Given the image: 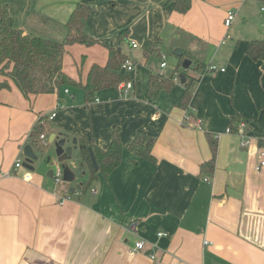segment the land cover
Returning <instances> with one entry per match:
<instances>
[{
    "label": "crops",
    "instance_id": "crops-1",
    "mask_svg": "<svg viewBox=\"0 0 264 264\" xmlns=\"http://www.w3.org/2000/svg\"><path fill=\"white\" fill-rule=\"evenodd\" d=\"M252 1L192 0L181 14L167 0H0L24 33L56 41L65 36L76 3L90 7L84 31L98 43L68 45L63 57V71L74 80L84 82L92 64L104 65L107 47L134 62L131 71L120 69L128 77L121 83L132 81L131 90H120L121 83L102 89L88 106L81 89L69 86L28 98L11 81L0 90V264H264V164L255 168L264 162V63L246 52L264 32L247 28L243 6ZM228 10L235 18L226 27ZM156 39L160 56L145 57L144 41ZM175 48L183 49L193 70L179 56L168 70L167 63L160 66L164 50ZM69 49L79 54L78 63ZM195 61L217 68L206 73ZM174 72L169 91L146 97L151 74ZM179 74L193 80L188 124L177 105L184 92ZM233 115L250 118L247 128L242 122L230 132ZM40 116L44 139L61 132L100 148L118 127L120 164L59 203L63 192L46 178L45 163L33 171L14 166ZM205 132L217 137L211 175L200 171L210 157ZM136 134L154 138V162L128 150ZM243 134L250 138L245 147ZM138 239L146 246L132 252Z\"/></svg>",
    "mask_w": 264,
    "mask_h": 264
},
{
    "label": "trees",
    "instance_id": "trees-1",
    "mask_svg": "<svg viewBox=\"0 0 264 264\" xmlns=\"http://www.w3.org/2000/svg\"><path fill=\"white\" fill-rule=\"evenodd\" d=\"M171 3L174 11L185 13L189 10L192 0H167ZM90 7L82 2H77L65 23L66 33L61 40H51L24 33L14 24L7 6L0 7V90L10 88L11 81L24 97L40 94L55 93L62 87H74L81 89L85 106L92 103L98 91L118 87L119 83L128 79L127 75L121 74L120 69L125 62V55L118 49L107 47L108 55L104 65L92 64L87 72L84 82L69 77L63 71V57L66 47L72 44L91 46L98 40L84 31V24L89 16ZM128 29L122 30L120 36L127 34ZM123 39V38H122ZM145 57L160 56L161 39L154 41L145 40L142 45ZM246 52L248 56L264 63V38L253 39L249 42ZM184 52L179 59L183 63ZM195 69L203 70L204 64L199 61L192 62ZM178 64V66L180 65ZM190 67V66H189ZM176 73L164 76L161 73L151 74L147 81L146 97L155 99L161 91H169L173 84ZM193 80L184 82V92L178 100V107L184 109L187 115L189 111V100L192 94ZM44 118L40 116L38 125L29 133L32 146H37V139L43 133V127L39 122ZM250 118L241 115H233L229 122L228 130L232 133L239 131V124L244 127ZM210 148V157L200 164V171L212 174L215 165L217 151V137L215 134L205 132ZM154 138L136 134L128 145V150L135 158H142L154 162L152 154ZM79 162L86 166L89 171L88 179L83 182L80 191L85 192L98 174L106 177L122 160L123 144L120 139L118 127H115L109 145L100 148L85 140L79 139ZM94 155L96 168L91 161L90 150ZM136 161V160H135Z\"/></svg>",
    "mask_w": 264,
    "mask_h": 264
},
{
    "label": "water",
    "instance_id": "water-1",
    "mask_svg": "<svg viewBox=\"0 0 264 264\" xmlns=\"http://www.w3.org/2000/svg\"><path fill=\"white\" fill-rule=\"evenodd\" d=\"M172 54L174 56H181L183 54L182 48H175L172 51ZM191 64L190 59H186L183 61L182 66L184 68H188ZM264 68V66H263ZM180 82L183 83L185 81V75L179 74ZM38 148L35 149L31 143H27L22 148V167L28 169V170H35L36 164L43 162L48 166V170L46 172V178H52L53 176V167L54 165L59 164L63 171V180L66 183L74 182L76 179V176H79L83 173L82 166L71 169L67 164L66 161L70 160L72 155V150L77 148L79 151V145L77 142V138H70L69 134L67 133H52L48 136L47 143L52 144L54 146V154L55 158L52 160L50 156L45 155L44 153V147L45 143ZM90 150V149H89ZM79 156V155H78ZM90 156L91 161L94 165V168H96V162L94 155L92 154V151L90 150ZM37 161V162H36ZM36 162V163H35ZM84 181L78 183L75 186L69 187V192L73 193L76 189H79Z\"/></svg>",
    "mask_w": 264,
    "mask_h": 264
},
{
    "label": "built area",
    "instance_id": "built-area-1",
    "mask_svg": "<svg viewBox=\"0 0 264 264\" xmlns=\"http://www.w3.org/2000/svg\"><path fill=\"white\" fill-rule=\"evenodd\" d=\"M261 10H264V7L261 8ZM235 18V11L233 10H228L227 13H226V16L224 18V25L226 27L230 26V24L232 23V21L234 20ZM131 45L133 47H137L138 44L135 43V42H131ZM164 55L162 54L161 55V58L163 59L162 62L160 63V66L161 67H165L166 66V62L164 60ZM123 69H125L126 71H131L134 67V62L132 61H129V60H125V62L122 64L121 66ZM216 66L215 65H209L205 68V72H211V71H214L216 70ZM221 70L223 71L224 68H221ZM132 81H127V82H124V83H121L119 85V89L122 90L123 92H126V91H129L131 90L132 88ZM68 90L66 89L65 92H67ZM55 115V113H52L49 118H52L53 116ZM184 124H188L189 123V115L186 114L185 112V116H184V120H183ZM197 123L199 124L200 122L197 121ZM242 126H244L243 124H241ZM39 140L40 141H44V134H40L39 136ZM250 142V138L243 134L242 135V139L240 141V146L242 147H245L249 144ZM264 164L263 161H260L257 166L255 167L257 170ZM14 166L16 168L18 167H22V158L20 159H17L15 162H14ZM27 178L29 177L28 175L26 176ZM207 179V178H206ZM52 180L54 181L55 185L59 188H63L64 187V184L66 183L64 180H63V171H62V168L59 164L57 165H54L53 167V176H52ZM62 195L59 197V200L58 202L59 203H63L65 200L69 199L70 198V192L68 191V189L66 191H62ZM130 230H135L134 226L131 224L130 225ZM157 236L159 237H162V236H168V233L166 232H158L157 233ZM208 242L205 241L204 244H207ZM146 246V241L144 239H138L134 242V245H133V248H132V252H140L142 251ZM150 258H154L153 255H149ZM172 264H177V262H173Z\"/></svg>",
    "mask_w": 264,
    "mask_h": 264
},
{
    "label": "rangeland",
    "instance_id": "rangeland-1",
    "mask_svg": "<svg viewBox=\"0 0 264 264\" xmlns=\"http://www.w3.org/2000/svg\"><path fill=\"white\" fill-rule=\"evenodd\" d=\"M260 6L264 7V0L246 2V3H244V6H243L244 9H246L247 13H248V16L246 18L247 28H251L253 30V33H257V31H256L257 29L262 31V33L264 32V11L260 12V10H259ZM164 55H165V57H164L165 62L168 64V68L166 70H168L170 68V62L169 61L176 59V56H174L172 54V50H169V49L164 50ZM68 56H69V58H73L78 63L79 54L77 53V51H72L69 49ZM96 57H97V59H99V57H100L99 52H96ZM186 59H188V58H185L184 60H186ZM157 61H158V59H157ZM72 67L75 69L74 64H72ZM190 70H193V65L190 67ZM3 79H4V77L2 75H0V80H3ZM78 99H79V92L76 91L75 97H74V100H75L74 102H76ZM47 124L50 125L49 121L47 122ZM47 140H48V138L44 139V143L46 144L44 147V153H45V155L50 156V158L53 160L55 158L54 146L52 144L47 143ZM66 164L73 170L80 167L77 148L72 150L71 158H70V160L66 161ZM56 165H57V163H56ZM82 170H83V173L79 176H76V179L74 182L65 183L64 187L63 188L59 187V189L61 191H66L68 189V191H69V187L75 186L78 183L84 181V179H86V177H87V171L88 170L86 169V167H82ZM77 190H79V189H76L75 192ZM72 194H75V193L73 192Z\"/></svg>",
    "mask_w": 264,
    "mask_h": 264
}]
</instances>
